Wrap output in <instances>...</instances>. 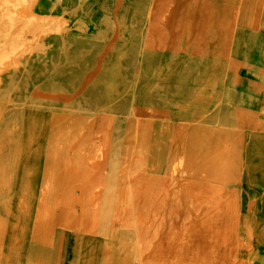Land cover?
Wrapping results in <instances>:
<instances>
[{
    "label": "rangeland",
    "instance_id": "1",
    "mask_svg": "<svg viewBox=\"0 0 264 264\" xmlns=\"http://www.w3.org/2000/svg\"><path fill=\"white\" fill-rule=\"evenodd\" d=\"M144 1L106 0L107 3H105V0H33L32 13L37 15L38 19L40 18L38 16H42L43 18L40 19L43 20L48 16L47 19L55 24L53 30L58 32L42 30L41 33L44 35L46 32V34L35 37V23L21 21L25 32L18 34L13 40H17L23 46V52L18 56V62L3 71L0 82L1 92L8 90L11 99L7 101L0 96V261H4L0 264H9L10 259L13 264H84L87 262L88 264L92 262L93 264H197L200 262L198 261L200 258H197L198 247L191 246L192 240L188 234L190 226L193 227L192 222L185 211L187 207L184 205L182 194H179L178 184L175 183L177 180L181 183L189 181L190 174L177 172L174 174L173 181L171 179V165L175 158L184 153L183 146L188 142L187 128L184 123L190 119L192 113L197 112L202 115L199 120L203 126L232 131L237 127L235 110L238 107L249 108L255 112L262 110L263 104L258 93L243 89L240 77L233 70H224V68L215 71L205 70L206 61L202 58L197 61L192 56L193 44L187 42L186 35H181L177 42V52H174V59L171 62L161 64V56L158 54L144 55L142 58L146 67L144 77L152 81V85L147 88V83L141 81L137 87L135 105L141 116L139 127H134L125 116L128 97L116 100L111 109L106 110L102 115L93 112L92 115L84 112L71 113L61 108L62 103L67 99L75 103L83 102V106L92 111L95 106L104 105L108 83L112 76L114 77L113 71L118 63L122 65L119 71L123 79L125 81L131 79L133 73L131 63L136 57L134 53L137 54L140 43L139 36L135 34L140 19L138 12L141 11ZM58 17L60 19H57ZM111 25H119L118 31L114 33ZM104 34L108 37H105L106 40L103 37ZM7 36L0 30V44L6 41ZM248 36L250 35L247 33L246 37ZM245 42H248L247 46ZM241 45L239 57L242 55L246 62L248 76L259 85L264 80V0L257 32L248 40L242 41ZM101 48H105L104 51ZM131 49L134 53L130 51ZM121 51L126 54L124 61L120 60ZM167 52L169 53V50H164V55H168ZM252 53H254L253 59L250 58ZM89 54L95 57L92 56V58ZM88 55L89 57H86ZM191 62L194 66L186 72L187 76H180L187 64ZM75 66L80 70H77ZM109 71L111 74L108 73ZM158 84H163L165 89L155 96L152 91ZM217 84H220L219 91L213 87ZM144 89L147 90L146 95L143 93ZM97 91L99 93H96ZM33 96L48 97L54 101L39 106L23 104L25 98ZM147 119L150 121L147 122ZM100 125L101 128L99 127L100 130H98ZM137 128L139 135L136 137ZM237 140L240 142L238 147L241 158L237 183L219 186L211 179L217 174L212 173L204 181L205 184L200 183L193 189V192L197 193L204 187L208 194L210 188L219 187L218 196L220 197H225L231 191L237 195L235 196L239 213L235 235H231L233 233L230 231V226L234 223L233 219L223 218L222 220L218 210L219 214L212 216L213 218L206 217L207 207L204 204L198 203L194 205L195 207L193 206V209L197 208L194 209L195 214L197 213L194 215L196 216L194 224L199 221L198 218L202 219L204 224L207 222L208 225L215 222L212 226L209 225L212 231L209 228L210 230L203 232L204 241L210 247L207 252L208 256H211L208 257L209 264H264V185H261L264 183V134L256 135L250 131H244ZM103 147L104 150L108 147L106 153ZM99 161L102 165L98 166ZM95 166L98 168L96 169ZM158 167L161 169L157 170ZM149 176L156 177L158 181L148 185L145 182ZM90 179L93 180L90 181ZM133 179H135L134 182ZM164 188L174 196L169 198ZM94 191L98 192L94 193ZM138 194L143 196L138 197ZM40 195L45 201L40 199ZM183 206L185 212L176 213L177 207ZM123 212L126 213L121 216ZM139 212L142 215L139 216ZM37 218L38 221H35ZM124 218H128L131 224L127 225V220ZM222 221H225L226 225ZM13 224L18 225L13 227ZM88 230H91L90 233ZM226 232L229 234L226 235ZM155 240L156 242H153ZM136 241L141 245L139 250ZM155 246L159 247L155 249ZM140 254L142 259L139 258ZM159 254L162 256L160 257Z\"/></svg>",
    "mask_w": 264,
    "mask_h": 264
},
{
    "label": "bare ground",
    "instance_id": "2",
    "mask_svg": "<svg viewBox=\"0 0 264 264\" xmlns=\"http://www.w3.org/2000/svg\"><path fill=\"white\" fill-rule=\"evenodd\" d=\"M92 1V0H91ZM102 1V0H101ZM139 1V0H138ZM55 2V1H54ZM62 2V1H61ZM71 2V1H70ZM111 2V1H110ZM59 3V2H58ZM79 3V2H78ZM105 3L106 0H105ZM109 3V2H108ZM112 3V2H111ZM136 3V2H135ZM134 3V4H135ZM39 4V3H38ZM60 4V3H59ZM65 4V3H64ZM68 4V2H67ZM89 4V3H88ZM137 4V3H136ZM140 4V2H139ZM32 5H33V0H0V30L5 32L8 36L6 38V41L2 44H0V82H1V74L3 71H5L8 67L13 66L15 62L17 61L18 56L23 52V46L20 45V43L17 40H13L14 38L17 37L18 34H21L24 31L23 29V24L21 21H33L35 24V32L34 36L39 37L41 31H47L48 30H53V24L51 20H48V16H46V19H39L36 18V16L32 13ZM71 5V4H70ZM73 5V4H72ZM99 5V4H98ZM142 5V4H141ZM262 5H263V0H145L144 4L142 5L141 11L138 12L140 15V19L138 21V27L135 32L136 35L139 36L140 38V43L138 45V50L132 64V77L129 81H125L123 79V76L121 72L119 71V68L122 67L120 66V63H118L116 69L113 71L112 79L109 80L108 83V91L106 94V103L104 105H97L94 107V110H90L88 108H85L83 106V102H72L71 100H65L61 108L65 110L66 112H84L87 115H92L91 113L93 112L94 114L102 115L103 113L106 112V110L111 109L112 104L116 100L124 99L126 97L129 98L128 104L126 105V112L125 116H127V119L132 122L134 127H139L141 124V116L140 113L136 109L135 105V100H136V91L139 83L141 81H144L147 83V88L152 85V81L147 80L144 76H146V67L144 66V61L142 60L144 55L150 56L152 54H158L160 55V61L161 64H166L168 62H171L172 59H174L173 55L174 52H177V42L179 41V38L181 35H186L187 42H190L193 44V51L194 54L192 56L195 57L197 61H199V58H202V60L206 61L204 69L207 71H215L220 68L228 69V70H233L235 74H237L240 77L241 80V86L242 88L245 87V85L249 84V89L251 87L252 91L254 93H261L260 99L262 100V110L259 112H255L249 108H243L238 107L235 110V120L237 123V127L233 129L232 131L227 130L224 131L222 129H211L203 126L200 123L199 118L202 117V115L198 114L197 112H194L191 114V117L189 120H187L184 124L185 127L187 128V135H188V142L186 145L183 146V151L184 153L182 155H179L175 160L173 161L171 165V179L173 181L174 179V174L177 172H189L190 174V180L189 181H183L181 182H174L178 184L179 187V194L181 193L183 196V201H185V211L187 212V215L189 214V217L191 219L190 222H192V228L190 226V230L188 232L190 240H192L191 246H197L198 249V257L200 258V264H209L208 263V245L204 241V230H208L211 228L212 224H207V222L204 224L202 219L198 218L197 223L195 222L194 215L195 211L193 209V206L202 203L205 205L206 208V217H212L215 216L218 212H220V216L222 217V220L224 219H233L234 223L233 225L230 226V231H232L233 234L235 235V227L237 225L238 221V204L236 201V194H234L233 191L228 192L225 197H220L218 196L219 192V187H214L210 188V192L207 194V191L204 187H202V190H200L197 193L193 192V189L200 183L205 184V180L210 177L212 173L213 175L217 174L215 177L211 178L213 181H215L219 186L224 185L226 183H237L238 181V172H239V167L241 165V158H240V151H239V144L240 142L237 140L239 135L241 136L242 132L244 131H250L253 134L256 135H261L264 134V80L261 84L255 83L254 79L251 77H242V69L247 68L246 62L244 61L242 55L239 57L241 54L242 50V45L241 42L248 40L249 37H252L258 30L259 27V19H260V14L262 10ZM58 6V5H57ZM64 6V5H63ZM90 6V5H89ZM102 6V3H101ZM111 6V5H110ZM116 6V5H115ZM40 7V6H39ZM46 7V6H45ZM69 7V4H68ZM76 7V6H74ZM80 7V6H79ZM86 7V6H85ZM113 7V6H112ZM129 7V6H128ZM41 8V7H40ZM65 8V7H64ZM81 8V7H80ZM87 8V7H86ZM98 8V7H97ZM100 8V7H99ZM104 8V7H103ZM110 8V7H109ZM126 8V6H125ZM139 8V7H137ZM75 9V8H74ZM96 9V8H95ZM129 9V8H128ZM140 9V8H139ZM81 10V9H80ZM87 10V9H86ZM85 10V12H86ZM90 9H88V13ZM126 11V9H124ZM137 10V9H136ZM50 11V10H49ZM64 11V10H63ZM73 11V10H71ZM78 10H76L77 12ZM106 11V9H105ZM110 11V10H109ZM124 11V12H125ZM132 11V9H131ZM73 12V13H76ZM112 12V11H111ZM123 12V13H124ZM41 13V12H40ZM72 13V12H70ZM116 13V12H115ZM135 13V12H134ZM64 14V13H63ZM97 14V13H96ZM100 14V13H99ZM98 14V15H99ZM127 14V12H126ZM39 15V14H38ZM79 15V14H78ZM108 15V14H107ZM133 15V13H132ZM137 15V14H136ZM45 16V15H44ZM70 16V15H69ZM88 16V15H87ZM106 16V15H104ZM114 16V14H113ZM134 16V15H133ZM138 16V15H137ZM50 17V16H49ZM56 17V16H55ZM94 17V16H93ZM111 17V16H109ZM43 18V17H42ZM79 18V17H78ZM86 18V16H85ZM100 18V17H99ZM108 18V17H107ZM122 18V17H121ZM129 18V17H128ZM52 19V18H51ZM56 19V18H54ZM53 19V20H54ZM57 19H60L59 17ZM56 19V20H57ZM90 19V18H89ZM105 19V17H104ZM62 20V18H61ZM80 20V19H79ZM88 20V19H87ZM94 20V19H93ZM106 20V19H105ZM109 20V18H108ZM131 20V19H130ZM7 21V23H5ZM60 21V20H59ZM63 21V20H62ZM65 21V20H64ZM97 21V20H96ZM123 21V20H122ZM109 22V21H108ZM107 22V23H108ZM115 22V21H114ZM64 24L66 22H63ZM101 23V22H100ZM112 23V22H111ZM121 23V22H120ZM6 24V25H5ZM60 24V23H59ZM79 24V23H78ZM84 24V23H83ZM109 24V23H108ZM113 24V23H112ZM125 24V23H124ZM133 24V23H132ZM92 25V24H91ZM58 26V25H57ZM85 26V25H84ZM90 26V25H89ZM93 26V25H92ZM118 26L116 25H111V30L115 33L118 31ZM125 27V26H124ZM134 27V26H133ZM84 28V27H83ZM88 28V27H87ZM97 28V27H96ZM109 28V27H108ZM127 28V27H125ZM30 29V28H29ZM95 29V28H94ZM102 29V28H101ZM133 29V28H132ZM31 30V29H30ZM55 30V29H54ZM53 30V31H54ZM76 30V29H75ZM83 30V29H82ZM100 30V29H99ZM98 30V31H99ZM107 30V29H106ZM57 30H55L56 32ZM33 32V30H32ZM58 32V31H57ZM105 32V31H104ZM103 32V33H104ZM131 32V31H130ZM44 33V32H43ZM60 33V32H59ZM82 33V32H81ZM91 33V32H90ZM97 33V31H96ZM99 33V32H98ZM124 33V32H123ZM123 33L121 35H123ZM128 33V32H127ZM132 33V32H131ZM249 34L250 36L246 37V34ZM46 34V32H45ZM44 34V35H45ZM110 34V33H109ZM29 35V34H28ZM43 35V36H44ZM52 35V34H51ZM99 35V34H97ZM101 35V34H100ZM99 35V36H100ZM130 35V33H129ZM30 36V35H29ZM33 36V35H32ZM78 37V36H77ZM84 37V36H83ZM82 37V38H83ZM86 37V36H85ZM96 37V36H95ZM103 37L105 38L106 35L104 34ZM102 37V39H103ZM133 37V36H132ZM64 38V37H63ZM74 38V37H73ZM108 38V37H106ZM105 38V40H106ZM18 39V38H17ZM85 39V38H83ZM82 39V40H83ZM94 39V38H93ZM92 39V40H93ZM121 39L122 36H121ZM68 40V39H67ZM75 40V39H74ZM96 40V39H95ZM104 40V39H103ZM36 41V40H35ZM66 41V40H65ZM70 41V39H69ZM72 41V40H71ZM98 41V40H97ZM100 41V40H99ZM50 42V41H49ZM48 42V43H49ZM68 42V41H67ZM86 42V41H85ZM84 42V43H85ZM63 43V42H62ZM72 43V42H71ZM89 43V42H88ZM92 43V42H91ZM121 43V42H120ZM127 43V42H126ZM74 44V43H73ZM134 44V43H133ZM246 46L248 45V42L244 43ZM82 45V44H80ZM93 45V44H92ZM102 45V44H101ZM89 46V45H88ZM86 46V47H88ZM96 46V45H95ZM94 46V47H95ZM98 46V45H97ZM117 46V45H116ZM125 46V45H124ZM187 47V46H186ZM62 48V47H61ZM81 48V47H80ZM90 48V47H89ZM117 48V47H116ZM125 48V47H124ZM136 48V47H135ZM40 49V48H39ZM97 49V48H95ZM99 49V48H98ZM102 49V48H101ZM105 49V48H104ZM104 49H102L104 51ZM117 49H122V48H117ZM181 49V48H180ZM59 50V49H58ZM116 50V49H114ZM135 50V49H134ZM164 50H169L168 55H164ZM34 51V50H33ZM32 51V52H33ZM95 51V50H93ZM181 51V50H180ZM84 52V51H83ZM91 52V51H90ZM96 52V51H95ZM94 52V54H95ZM185 52V51H184ZM97 53V52H96ZM102 53V51L100 52ZM116 53V52H115ZM189 53V52H188ZM31 54V53H30ZM42 54V53H41ZM48 54V53H47ZM70 54V53H69ZM120 54V53H119ZM190 54V53H189ZM24 55V54H23ZM28 55V54H27ZM91 55V54H89ZM86 56V57H89ZM35 56V55H34ZM94 55H91L92 57ZM98 56V55H97ZM121 59L124 61V57L126 54L121 51L120 55ZM29 57V56H28ZM31 57V55H30ZM29 57V58H30ZM41 57V56H40ZM48 57V56H47ZM60 57V55H59ZM95 57V56H94ZM107 57V56H105ZM63 57H61L62 59ZM83 58V56H82ZM93 58V57H92ZM132 58V57H131ZM53 59V58H52ZM86 59V58H85ZM110 59V58H109ZM32 60V59H31ZM34 60V59H33ZM36 60V59H35ZM107 60V59H106ZM129 60V59H128ZM146 61V58H144ZM40 61V60H39ZM47 61V59H46ZM55 61V60H54ZM58 61V60H57ZM64 61V60H63ZM94 61V60H93ZM92 61V62H93ZM203 61V62H204ZM45 62V61H44ZM78 62V61H77ZM85 62V61H84ZM96 62V61H95ZM110 62V61H109ZM131 62V61H130ZM189 62V60H188ZM25 63V62H24ZM56 63V62H55ZM83 63V62H82ZM107 63V62H106ZM125 63V62H124ZM18 64V63H17ZM35 64V62H34ZM39 64V63H38ZM43 64V63H41ZM85 64V63H84ZM91 64V63H90ZM89 64V65H90ZM110 64V63H109ZM147 64V63H146ZM31 65V64H30ZM72 65V64H71ZM92 65V64H91ZM108 65V64H107ZM111 65V64H110ZM128 65V63H127ZM25 66V65H24ZM78 66V65H76ZM75 66V68H76ZM84 66V65H82ZM194 66V64L191 62V64H187L185 67L184 71L180 73V76H187L186 72L188 70H191V68ZM50 67V66H48ZM90 67V66H89ZM128 67V66H127ZM8 68V69H9ZM12 68V67H11ZM23 68V67H22ZM34 68V67H33ZM46 68V67H45ZM73 68V67H72ZM93 68V67H92ZM95 68V67H94ZM31 69V68H30ZM77 69V68H76ZM106 69V68H102ZM112 69V68H111ZM131 69V67H130ZM149 69V68H148ZM51 70V69H50ZM49 70V71H50ZM67 70V69H66ZM80 70V69H77ZM107 70V69H106ZM124 70V69H123ZM127 70V69H126ZM183 70V69H182ZM247 70V69H246ZM35 71V70H34ZM41 71V70H40ZM45 71V70H44ZM105 71V70H104ZM130 71V70H129ZM248 71V70H247ZM22 72V70H21ZM36 72V71H35ZM65 72V71H64ZM74 72V71H73ZM110 73V71L108 72ZM9 74V73H8ZM26 74V73H25ZM24 74V75H25ZM41 74V73H40ZM46 74V73H45ZM50 74V73H49ZM53 74V73H52ZM67 74V73H66ZM82 74V73H81ZM101 74V73H100ZM111 74V73H110ZM129 74V73H128ZM4 75V74H3ZM83 75V74H82ZM81 75V76H82ZM22 76V75H21ZM20 76V77H21ZM107 76V75H105ZM189 76V75H188ZM218 76V75H217ZM3 77V76H2ZM71 77V76H70ZM111 77V76H110ZM126 77V76H125ZM190 77V76H189ZM188 77V78H189ZM264 77V76H263ZM22 78V77H21ZM66 78V77H65ZM95 78V77H94ZM97 78V77H96ZM130 78V77H129ZM186 78V77H184ZM20 79V78H19ZM29 79V78H28ZM41 79V78H40ZM43 79V78H42ZM103 79V78H102ZM101 79V80H102ZM216 79V78H214ZM35 81V79H33ZM81 80V79H80ZM146 80V81H145ZM185 80V79H184ZM6 81V80H5ZM8 81V80H7ZM29 81V80H28ZM68 81V80H67ZM76 80H74L75 82ZM232 81V80H231ZM22 82V80H21ZM26 82V81H25ZM24 82V83H25ZM84 82V81H82ZM95 82V80L93 81ZM72 83V82H71ZM77 83V81H76ZM75 83V84H76ZM107 83V82H106ZM105 83V84H106ZM154 83V82H153ZM67 84V83H66ZM82 84V83H81ZM26 85V83H25ZM68 85V84H67ZM78 86V84H76ZM91 85V84H90ZM101 85V84H100ZM99 85V86H100ZM104 85V84H103ZM121 88H119V86ZM214 85V84H213ZM69 86V85H68ZM102 86V85H101ZM2 87V86H1ZM24 87V86H23ZM79 87V86H78ZM105 87V86H104ZM217 88L219 91L220 84H217L216 86H213ZM36 88V87H35ZM98 88V87H97ZM146 88V89H147ZM164 86L159 85L155 90L152 91V93L156 96L159 95L163 92ZM195 89V88H194ZM13 90V89H12ZM94 90V89H93ZM29 91V89H28ZM27 91V92H28ZM54 91V90H53ZM56 91V90H55ZM92 91V90H91ZM180 91V90H178ZM42 92V91H41ZM73 92V91H72ZM93 92V91H92ZM147 90L144 89L143 93L145 94ZM193 92V91H192ZM214 92V91H213ZM18 93V92H17ZM16 93V94H17ZM26 93V92H25ZM53 93V92H52ZM76 93V92H75ZM96 93H99L98 91ZM106 93V92H105ZM199 93V92H198ZM212 93V92H211ZM22 94V92H21ZM54 94V93H53ZM90 94V92H89ZM87 94V95H89ZM103 94V93H102ZM188 94V93H187ZM213 94V93H212ZM23 95V94H22ZM65 95V94H64ZM97 95V94H96ZM146 95V94H145ZM0 96L1 99H6L7 101H11L9 91L6 90L5 92H1L0 90ZM14 96V95H13ZM12 96V97H13ZM24 96V95H23ZM22 96V97H23ZM30 96V94H29ZM100 96V95H99ZM103 96V95H102ZM105 96V95H104ZM103 96V97H104ZM94 98V97H93ZM100 98V97H99ZM192 99V97H191ZM59 100V99H58ZM57 100V101H58ZM89 100V99H88ZM97 100V98H96ZM103 100V99H102ZM17 101V99L15 100ZM54 100L48 97H42V96H36V97H28L25 98L23 101L24 105L28 106H39L43 105V103H51ZM90 101V100H89ZM94 101V99H93ZM92 101V102H93ZM134 101V102H133ZM98 102V101H97ZM124 102V101H123ZM7 103V102H6ZM21 104V105H23ZM100 104V101H99ZM85 105V104H84ZM89 106V105H88ZM125 107V106H124ZM27 108V107H26ZM114 108V107H113ZM121 108V107H120ZM115 111V110H114ZM113 111V112H114ZM50 112V111H49ZM119 112V111H118ZM117 112V113H118ZM124 112V111H122ZM148 113V111H146ZM166 112V111H165ZM35 113V111H34ZM167 113V112H166ZM144 114V113H143ZM149 114V113H148ZM147 114V115H148ZM157 114V113H156ZM105 115V114H104ZM103 115V116H104ZM112 115V114H111ZM150 115V114H149ZM159 115V114H158ZM168 116V115H167ZM106 117V116H105ZM123 117V116H122ZM160 117V116H159ZM163 117V116H162ZM81 118V117H79ZM150 118V117H149ZM154 118V117H152ZM156 118V117H155ZM169 118V117H167ZM78 119V118H77ZM163 119V118H162ZM75 120V119H74ZM79 120V119H78ZM81 120V119H80ZM103 120V119H102ZM96 121V118H95ZM150 121L147 119V122ZM79 122V121H77ZM88 122V121H87ZM161 122V121H160ZM169 122V121H168ZM96 123V122H95ZM103 123V121H102ZM106 123V122H105ZM161 124V123H160ZM99 125V124H98ZM107 124H105L106 126ZM170 125V124H169ZM182 125V124H180ZM84 126V125H83ZM101 128V125L98 126ZM110 127V126H109ZM148 127V126H147ZM166 127V126H165ZM169 127V126H168ZM181 127V126H180ZM106 128V127H105ZM104 128V129H105ZM103 129V131H104ZM111 129V128H109ZM106 130V129H105ZM169 130V129H168ZM137 133L136 137L139 135L138 128H137ZM160 132V131H159ZM162 132V131H161ZM106 133V132H105ZM135 133H134V139H135ZM162 134V133H161ZM160 134V135H161ZM185 134V133H184ZM106 135V134H105ZM100 136V135H99ZM147 136V135H146ZM162 136V135H161ZM185 136V135H184ZM171 137V136H170ZM100 138V137H98ZM146 138V137H145ZM144 139V138H143ZM171 139V138H170ZM183 139V138H182ZM129 140V139H128ZM155 140V139H154ZM153 140V142H154ZM168 140V139H167ZM172 141V139H171ZM159 142V141H158ZM100 143V142H99ZM104 144V143H103ZM109 145V143L107 142ZM152 144V143H151ZM156 144V143H155ZM163 144V143H162ZM24 145V144H23ZM107 145V146H108ZM181 145H183L181 143ZM26 146V145H24ZM23 146V147H24ZM101 146V145H100ZM152 147V145H151ZM102 148V147H101ZM108 147L106 150H103L104 152L107 151ZM101 150V149H100ZM162 150V149H161ZM23 152V151H22ZM40 152V151H39ZM102 152V151H101ZM98 154V151L96 152ZM106 153V152H105ZM104 153V154H105ZM103 154V153H100ZM96 155V154H95ZM105 156V155H101ZM30 157V156H29ZM165 157V156H164ZM39 158V155H38ZM150 158V157H149ZM158 158V156H157ZM37 159V157H36ZM103 161V157H101ZM107 159V156H106ZM105 159V160H106ZM151 159V158H150ZM32 160V159H31ZM35 160V158H34ZM87 160V159H86ZM159 160V159H157ZM88 161V160H87ZM96 161V159L94 160ZM150 161V160H149ZM161 161V160H160ZM100 162V161H99ZM153 162V161H152ZM33 163V162H32ZM91 163V161H90ZM89 163V164H90ZM96 163V162H95ZM104 163V161H103ZM151 163V162H150ZM160 163V162H159ZM34 164V163H33ZM102 165L101 162L98 163L97 165L99 166ZM106 164V163H104ZM153 164V163H152ZM126 165V164H125ZM14 166V165H13ZM17 166V164H16ZM153 166V165H152ZM96 167V166H95ZM104 167V166H103ZM161 167V165H159ZM157 170H160L159 168ZM11 168V167H10ZM98 167H96L97 169ZM100 168V167H99ZM149 168V167H148ZM151 168V167H150ZM105 169V168H103ZM125 169V168H124ZM126 169H128L126 167ZM154 169V167H153ZM101 170V169H99ZM150 170V169H149ZM152 170V169H151ZM155 170V169H154ZM156 170V171H157ZM128 171V170H127ZM153 171V170H152ZM32 172V171H31ZM98 172V170H97ZM124 173V172H123ZM122 173V174H123ZM28 174V173H27ZM30 174V173H29ZM95 174V173H94ZM102 174V172H101ZM135 174V173H134ZM133 174V177H135ZM137 175V174H136ZM141 175V174H140ZM94 178V176H92ZM168 178V177H167ZM125 179V178H124ZM123 179V180H124ZM132 179V178H131ZM93 179H90V181ZM135 179H133L134 182ZM210 180V179H209ZM158 179L156 177H151L149 176L148 180L145 182L148 185L151 183H156ZM161 181V180H160ZM168 181V179H167ZM49 182V181H48ZM89 182V180H88ZM47 183V182H46ZM98 183V182H97ZM142 183V182H141ZM144 183V184H145ZM166 183V180H165ZM164 183V184H165ZM173 183V182H172ZM169 184V183H168ZM167 184V185H168ZM27 185V184H25ZM45 185V184H44ZM262 186L264 183L261 184ZM165 187V185H163ZM36 187V186H35ZM44 187V186H43ZM48 186L46 185V188ZM147 187V186H146ZM168 187V186H167ZM170 187V186H169ZM142 188V187H141ZM145 188V187H144ZM166 188V187H165ZM164 188L166 195L170 197L174 196V194H170L167 192V190ZM171 188V187H170ZM19 190V189H18ZM98 190V189H97ZM138 190V189H137ZM44 191V189H43ZM46 191V189H45ZM99 191V190H98ZM97 191V192H98ZM130 191V189H129ZM134 191V190H133ZM175 191V190H174ZM47 192V191H46ZM94 191V193H97ZM32 193V192H31ZM42 193V192H41ZM101 193V192H100ZM130 193V192H129ZM168 193V194H167ZM177 193V192H176ZM24 194V192H23ZM22 194V195H23ZM27 194V192H26ZM47 194V193H46ZM164 194V193H163ZM178 194V195H179ZM32 195V194H31ZM44 195V193H43ZM42 195V196H43ZM101 195V194H100ZM142 195V194H140ZM138 194V197L140 196ZM146 195V193H145ZM156 195V194H155ZM236 195V196H235ZM26 196V195H25ZM143 196V195H142ZM167 196V198H168ZM35 197V196H33ZM41 199V195L39 196ZM46 197V195L44 196ZM99 197V195H98ZM178 197V196H177ZM180 197V195H179ZM96 198V197H95ZM142 198V197H141ZM161 198V197H160ZM16 199V198H15ZM22 199V197H21ZM26 199V198H25ZM34 199V198H33ZM138 199V198H137ZM42 201L43 198L41 199ZM94 200V199H93ZM146 200V199H145ZM159 201V199L157 198ZM156 200V202H157ZM168 200V199H166ZM25 204H26V200ZM128 201V200H127ZM139 201V200H138ZM144 201V200H143ZM172 201V199H171ZM145 202V201H144ZM147 202V201H146ZM154 202V203H156ZM167 202V201H166ZM173 202V201H172ZM171 202V204H172ZM38 203V202H37ZM41 203V202H40ZM54 203V202H53ZM142 203V202H141ZM174 203V202H173ZM46 204V203H45ZM48 204V203H47ZM46 204V205H47ZM140 204V203H138ZM137 204V205H138ZM166 204V203H165ZM169 204V203H168ZM167 204V205H168ZM179 204V203H178ZM251 204V202H250ZM254 204V203H253ZM23 205V203H22ZM40 205V204H37ZM36 205V206H37ZM44 205V204H43ZM45 205V207H46ZM128 205V204H127ZM144 205V204H143ZM154 205V204H153ZM24 206V205H23ZM27 206V205H26ZM117 206V205H115ZM132 206V205H131ZM157 206V205H156ZM166 206V205H165ZM261 206V205H260ZM17 207V205H16ZM170 207V206H169ZM173 207V204H172ZM171 207V208H172ZM175 207V206H174ZM195 207V206H194ZM254 207V206H253ZM28 208V206H27ZM128 208V206H127ZM126 208V209H127ZM249 208V207H248ZM16 209V208H15ZM18 209V208H17ZM38 210V208H36ZM40 209V208H39ZM45 209V208H43ZM115 209V207H114ZM138 209V208H137ZM152 209V208H151ZM156 209V207L154 208ZM166 209V207H165ZM183 207H177L176 213L183 211ZM197 209V208H196ZM195 209V210H196ZM25 210V209H24ZM27 210V209H26ZM29 210V209H28ZM47 210V208H46ZM124 210V209H123ZM172 210V209H171ZM16 211V210H15ZM23 211V210H22ZM39 211V210H38ZM147 211V209H146ZM156 211V210H154ZM159 211V210H158ZM164 211V210H163ZM183 211V212H185ZM251 211V208H250ZM37 212V211H36ZM151 212V210H150ZM161 212V211H159ZM173 212V211H172ZM171 212V213H172ZM197 212V211H196ZM203 212V210H202ZM45 212H43L44 214ZM126 213V212H125ZM123 212L124 216L125 214ZM130 213V212H129ZM166 213V212H165ZM12 214V213H11ZM14 214V213H13ZM17 214V213H16ZM30 214V212H29ZM142 213L139 212V216ZM147 214V213H146ZM145 214V215H146ZM183 214V213H182ZM219 214V213H218ZM42 215V214H41ZM120 215V214H119ZM164 215V213H163ZM181 215V214H180ZM15 216V215H14ZM129 216V215H128ZM152 216V213H151ZM154 216V215H153ZM173 216V215H171ZM182 216V215H181ZM203 216V215H201ZM218 216V215H217ZM247 216V215H246ZM1 217V216H0ZM36 217V216H35ZM38 217V215H37ZM41 217V216H39ZM118 217V216H117ZM116 217V218H117ZM143 217V216H142ZM146 217V216H145ZM149 217V216H148ZM164 217V216H163ZM184 217V216H183ZM200 217V216H199ZM95 218V217H94ZM119 218V217H118ZM152 220V217H150ZM160 218V216H159ZM175 218V217H174ZM173 218V219H174ZM202 218V217H201ZM213 218V217H212ZM224 218V219H223ZM249 218V217H248ZM30 219V218H29ZM35 219V218H34ZM114 219V217H113ZM122 219V218H121ZM125 219V218H124ZM144 219V218H143ZM247 219V218H246ZM115 220V219H114ZM127 220V225L130 223L128 222V218L125 219ZM137 220V219H136ZM150 220V219H149ZM158 220V219H157ZM156 220V222H157ZM170 220V219H169ZM208 220V218H207ZM218 220V219H217ZM38 221V218L35 220ZM34 221V222H35ZM113 221V220H112ZM123 221V220H122ZM154 222V220H152ZM151 221V222H152ZM206 221V219H205ZM212 222V219L210 220ZM147 222V221H146ZM223 222V221H222ZM221 222V223H222ZM250 222V221H249ZM18 223V222H17ZM94 223V221L92 222ZM140 223V222H139ZM145 223V222H143ZM165 223V221H164ZM181 223V222H180ZM217 223V222H216ZM225 224V221L223 222ZM247 223V222H246ZM1 224V221H0ZM34 224V223H33ZM125 224V223H124ZM123 224V225H124ZM146 224V223H145ZM153 224V223H151ZM163 224V223H162ZM166 224V223H165ZM190 224V225H191ZM18 225V224H13ZM35 225V224H34ZM147 225V224H146ZM145 225V226H146ZM154 225V224H153ZM186 225V224H185ZM226 225V224H225ZM12 226V225H11ZM131 226V225H130ZM155 226V225H154ZM184 226V225H183ZM223 226V225H222ZM247 226V225H246ZM92 227L93 224H92ZM139 227V226H137ZM220 227V225H219ZM143 228V227H142ZM223 228V227H222ZM227 228V226L225 227ZM21 229V228H20ZM67 229V228H66ZM69 229V228H68ZM91 229V228H90ZM93 229V228H92ZM152 229V228H151ZM182 229V228H181ZM180 229V230H181ZM229 229V225H228ZM95 230V229H94ZM135 230V229H134ZM144 230V228H143ZM179 230V229H178ZM183 230V229H182ZM210 230V229H209ZM21 231V230H20ZM91 231V230H90ZM88 230V232L90 233ZM93 231V230H92ZM160 231V230H159ZM188 231V230H187ZM212 231V228H211ZM214 231V230H213ZM94 232V231H93ZM140 232V231H139ZM144 232V231H143ZM179 232V231H178ZM210 232V231H209ZM208 232V233H209ZM224 232V231H223ZM248 232V231H247ZM85 233V231H84ZM214 233V232H213ZM212 233V235H213ZM217 233V232H215ZM214 233V234H215ZM92 234V233H91ZM94 234V233H93ZM139 234V233H138ZM152 234V233H151ZM150 234V235H151ZM211 234V233H210ZM219 234V233H218ZM217 234V235H218ZM224 234V233H223ZM229 234L226 232V235ZM182 235V234H180ZM207 235V234H206ZM222 235V234H221ZM230 235V236H231ZM144 236V235H143ZM160 236V235H159ZM174 236V235H173ZM209 236V235H208ZM215 236V235H214ZM138 237V236H137ZM220 237V235L218 236ZM217 237V238H218ZM235 237V236H234ZM185 238V237H184ZM206 238V237H205ZM212 238V236H211ZM225 238V237H224ZM230 238V237H229ZM37 239V238H36ZM50 239V237H49ZM138 239V238H136ZM146 239V238H145ZM150 239V238H149ZM163 239V237L161 238ZM222 241V238H220ZM17 240V239H16ZM152 240V239H151ZM160 240V238H159ZM158 240V241H159ZM188 239V241H190ZM216 240V239H215ZM226 240V239H225ZM236 240V239H235ZM15 241V239H14ZM18 241V240H17ZM38 241V240H37ZM46 241V240H45ZM44 241V242H45ZM90 241V240H88ZM144 241V240H141ZM172 241V240H171ZM170 241V242H171ZM175 241V240H174ZM208 241V240H207ZM153 242H156L153 241ZM167 242V243H170ZM187 242V240H186ZM86 243V242H85ZM137 243V241H136ZM166 243V246H167ZM174 243V242H172ZM220 243V241H219ZM226 243V241H225ZM232 243V241H231ZM48 244V243H47ZM50 244V243H49ZM90 244V242H89ZM99 244V243H98ZM143 244V243H142ZM160 244V241H159ZM162 244V243H161ZM234 244V243H233ZM96 245V244H95ZM137 249H141V245L139 243L136 244ZM154 245V243H153ZM173 245V244H172ZM188 245V244H187ZM214 245V244H213ZM229 245V243L227 244ZM160 246V245H159ZM159 246H155L159 247ZM163 246V245H162ZM211 246V244H210ZM99 247V246H98ZM97 247V249H98ZM134 247V246H133ZM154 247V246H153ZM171 247V248H170ZM169 248L172 249V246ZM184 247V245H183ZM71 248V247H70ZM164 248V247H163ZM131 249V248H130ZM150 249V248H149ZM161 249V248H159ZM174 249V248H173ZM217 249V248H216ZM236 249V246H235ZM136 250V247H135ZM166 250V248H165ZM176 250V249H175ZM192 250V249H191ZM211 250V249H210ZM89 251V250H88ZM131 251V250H130ZM144 251V250H143ZM150 251V250H148ZM147 251V253H148ZM167 251V250H166ZM170 251V250H169ZM212 251V250H211ZM210 251V252H211ZM180 252V251H179ZM183 252V251H182ZM181 252V253H182ZM192 252V251H191ZM85 253V252H84ZM89 253V252H88ZM137 253V252H136ZM145 253V252H143ZM159 253V252H158ZM158 253L156 255H158ZM175 253V252H173ZM178 253V252H177ZM234 253V252H233ZM163 254V252H162ZM167 254V253H166ZM196 254V253H195ZM194 254V255H195ZM6 255V254H5ZM85 255V254H83ZM160 255V254H159ZM184 255V254H183ZM193 255V254H192ZM197 255V254H196ZM222 255V254H221ZM232 255V254H231ZM162 255H160L161 257ZM135 257V256H134ZM155 257V256H154ZM159 257V256H158ZM157 257V258H158ZM187 257V256H186ZM211 257V256H210ZM209 257V258H210ZM223 257V256H220ZM139 258L142 259L141 254L139 255ZM174 258V257H173ZM178 258V257H177ZM1 259V258H0ZM90 259V258H88ZM147 259V257L145 258ZM155 259V258H154ZM175 259V258H174ZM179 259V258H178ZM193 259V258H192ZM221 259V258H219ZM138 261V259H136ZM158 260V259H157ZM168 260V258H167ZM196 260V259H195ZM222 260V259H221ZM3 261V260H1ZM0 261V263H1ZM11 261V259H10ZM9 261V264H13V262ZM142 261V260H141ZM147 261V260H146ZM168 261H171L168 260ZM175 261V260H174ZM178 261V260H177ZM182 261V260H181ZM4 262V261H3ZM189 262V261H188ZM194 262V260H193ZM227 262V261H226ZM137 263V262H136ZM176 263V262H175ZM184 263V262H183ZM197 263V264H198ZM84 264H88L84 263ZM93 264V262H92ZM142 264V263H141ZM144 264V263H143Z\"/></svg>",
    "mask_w": 264,
    "mask_h": 264
},
{
    "label": "crops",
    "instance_id": "3",
    "mask_svg": "<svg viewBox=\"0 0 264 264\" xmlns=\"http://www.w3.org/2000/svg\"><path fill=\"white\" fill-rule=\"evenodd\" d=\"M250 58H251V59L254 58V53L251 54ZM242 77H249V76H248V71H247L246 68H244V67H243V69H242ZM243 89H245V90H249V91L253 92L252 89H251V87H250V89H249V84H248V85H245V87H244ZM258 95L261 97V93H260V92H259Z\"/></svg>",
    "mask_w": 264,
    "mask_h": 264
}]
</instances>
